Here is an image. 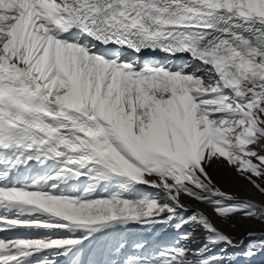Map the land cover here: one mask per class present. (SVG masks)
<instances>
[{
	"label": "snow or ice",
	"instance_id": "snow-or-ice-1",
	"mask_svg": "<svg viewBox=\"0 0 264 264\" xmlns=\"http://www.w3.org/2000/svg\"><path fill=\"white\" fill-rule=\"evenodd\" d=\"M253 190L264 0H0V264L252 261Z\"/></svg>",
	"mask_w": 264,
	"mask_h": 264
},
{
	"label": "rangeland",
	"instance_id": "rangeland-1",
	"mask_svg": "<svg viewBox=\"0 0 264 264\" xmlns=\"http://www.w3.org/2000/svg\"><path fill=\"white\" fill-rule=\"evenodd\" d=\"M209 172L212 175L213 179L217 181L219 186L226 191L239 192L241 190V186L246 183L235 178L234 174L229 177L227 170L223 167H217L216 165H212L209 167ZM225 177H228L227 181ZM245 198H251L258 203H264V197L260 196L258 193H255L254 190ZM185 203H189V201L185 200ZM191 203L193 206H197L200 209L206 211L209 215H212V210L206 207L205 205L197 204L195 202ZM218 226H221L229 235L233 236L237 241H244V245L242 247L238 249L228 250L230 254L234 253L236 255L242 254L243 251L246 249L247 245L250 243L248 239L249 232H264V224L259 221L246 220L243 218H237L227 225H223L218 222ZM138 231L144 232L143 229H138ZM164 234V232H161L159 229H157L155 234L146 233L145 235L160 239ZM129 251H131V249H129ZM217 251H219V249H217ZM237 264H264V254H261L260 256L254 258V260L252 261L245 260L241 255Z\"/></svg>",
	"mask_w": 264,
	"mask_h": 264
},
{
	"label": "bare ground",
	"instance_id": "bare-ground-1",
	"mask_svg": "<svg viewBox=\"0 0 264 264\" xmlns=\"http://www.w3.org/2000/svg\"><path fill=\"white\" fill-rule=\"evenodd\" d=\"M193 207H195V208H199V207H197V206H193ZM200 209V208H199ZM204 211V210H203ZM206 212V211H205ZM207 213V212H206ZM173 236H174V233H172V232H169V233H165L160 239H157L159 242H168V241H170L172 238H173ZM148 238H150V239H156V238H154V237H151V236H147Z\"/></svg>",
	"mask_w": 264,
	"mask_h": 264
}]
</instances>
